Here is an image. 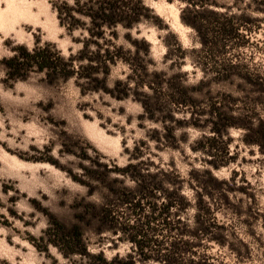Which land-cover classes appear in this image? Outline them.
<instances>
[{"label":"rangeland","instance_id":"374dc122","mask_svg":"<svg viewBox=\"0 0 264 264\" xmlns=\"http://www.w3.org/2000/svg\"><path fill=\"white\" fill-rule=\"evenodd\" d=\"M61 1L0 0V264L88 261L54 220L80 224L87 251L112 264H264V0H197L206 43L185 1L143 0L150 16L99 39L138 58L111 64L115 92L9 69L22 46L82 48Z\"/></svg>","mask_w":264,"mask_h":264},{"label":"trees","instance_id":"16d2710c","mask_svg":"<svg viewBox=\"0 0 264 264\" xmlns=\"http://www.w3.org/2000/svg\"><path fill=\"white\" fill-rule=\"evenodd\" d=\"M183 1L187 5L181 12L182 18L186 23L199 31L202 36V42L206 43L204 30L206 23L203 20L204 11L200 10V6L202 5L196 3L197 0ZM55 9L60 25L69 31L82 28L87 32L82 41V48L78 50L76 55H70L69 58H65L59 51H51L49 44L44 47H35L32 51L22 46L19 52H16L15 55L7 60L9 69L11 71L12 69L18 71L21 70L22 66L27 64L28 66H36L39 70L44 71L49 80H52L55 74L62 75L66 79L75 76L76 80L83 78L87 79V81H96V84H94L95 89L115 92V88L121 85L122 82L117 81L115 87L112 89L108 87L107 79L111 73V64L115 63L118 59L134 63L135 59L138 58H136L137 56L127 57L121 46L115 50L108 48L101 51L99 39L104 37L107 29H112V32L116 34L115 28L118 26L133 27L143 16H150L152 10L144 5L143 0H72L71 3L63 0L55 5ZM187 13H194V16L186 17ZM156 18L161 20L159 17ZM83 34L86 33L84 32ZM142 42L145 45V54H149V43L146 41ZM91 43L97 45L95 51L90 50ZM133 43L137 44L141 42L133 40ZM76 61H79L77 68H75ZM99 72H102V77H99ZM150 99L151 96L147 95L142 104L145 111L151 112L152 115L154 109L150 103ZM87 185L89 186V193L94 192V186L89 183ZM175 198L177 203L188 205V201L183 196L176 193ZM99 214L100 218L106 220L110 216V209L107 206H103L99 209ZM51 232H53L54 236L63 237L68 247L72 249V252H80L89 256L88 261L73 264H112V261H108L103 253L93 255L87 251V245L83 238L80 224L67 226L59 220H54V223L51 225ZM50 240L54 239L50 237ZM131 240L141 253L145 252L142 241L135 236ZM75 246H81V251L76 250ZM65 255L69 256V254ZM134 262L135 260L130 258L126 264H134Z\"/></svg>","mask_w":264,"mask_h":264},{"label":"bare ground","instance_id":"6f19581e","mask_svg":"<svg viewBox=\"0 0 264 264\" xmlns=\"http://www.w3.org/2000/svg\"><path fill=\"white\" fill-rule=\"evenodd\" d=\"M179 18H180V11L176 14V19H177V20H176V19H175V20H176V21H180ZM179 23H180V22H179Z\"/></svg>","mask_w":264,"mask_h":264}]
</instances>
